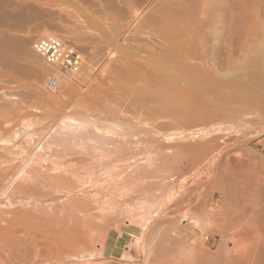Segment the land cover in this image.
I'll return each mask as SVG.
<instances>
[{"label": "rangeland", "instance_id": "374dc122", "mask_svg": "<svg viewBox=\"0 0 264 264\" xmlns=\"http://www.w3.org/2000/svg\"><path fill=\"white\" fill-rule=\"evenodd\" d=\"M105 1L106 3H104ZM110 1L94 0L93 3V0H74V1L73 0H2V1L0 0V3L3 2V4L0 5L1 6L0 15L2 14L3 11L8 12V13L3 12V14L10 15L8 19L12 18V20H14L16 17L15 14L17 12L19 13V14L17 13L19 17L20 15L23 14L22 19L21 17L19 18L17 16L19 19H21L20 21H22V22L17 21V23L15 21L10 22L11 19L10 21L6 19L7 18L6 15L5 18L3 15H1L3 19L0 17L1 22L2 21L5 22V20H7L5 25L3 23L4 27H2L3 25H0L1 26L0 42L3 41L6 36H10L9 37L10 42L6 44L9 45L10 48H8V46L7 48L10 50H7L6 47L4 50V48L2 47L3 43H0L2 45V46L0 45L1 48L0 49V63H1L0 64V103L1 104L3 103L2 104L3 106L0 105V114L2 115V117H0L1 118L0 119V171H3L0 172V177H1L0 179V215L1 216L0 217L8 218V216H4V215H10L11 213L7 214L5 211L12 212L14 209L15 212L17 211L18 213L20 212L26 213L28 211L27 212L28 215L30 216L32 215L33 217L39 219L41 218L40 219L41 221L39 220L40 224L48 220L45 227H47L46 228L47 230L48 228L51 227L53 230V235L51 239L48 240L47 243L42 247L41 254H43L44 256H48L49 249H51V252L54 253L56 250L58 251V249L65 250L64 245L68 243L71 244V245L69 244L70 247L68 248V250L70 251L69 253L70 255L65 254L64 255L66 258L64 259L65 261L59 264H151V263L152 264L154 263L155 264H176V263L177 264H184V263L210 264V262H212L211 259H213L212 257L213 253L218 249V246L220 244L219 238L221 233L218 232L217 230L215 231L214 228L212 229V227L209 226L210 224L204 220H207L206 219L207 214H213V213H216L218 214V217L220 216L221 218H223L227 212L226 210L231 209L230 207L231 200L229 199L228 203L227 201L224 203L220 195H218L217 189L220 187L226 188V190H228L231 194L232 192H235V189L241 190L246 186L251 185L252 183H256L260 187L261 184L262 186L264 185V117H262L263 119H260V117L253 116L255 118H252L250 116L251 123H250V117H247L249 121L246 120V118L244 119L246 120V122L244 120L240 122L239 120H236L237 122L225 120L223 123H221V125L217 124L213 126L214 129L212 128V126H206L202 131L201 128L202 131L201 135H203L201 137L204 138V140L207 138L210 139V137L213 136L212 131L216 130L217 128L218 129L221 128L222 133L225 134L222 135L221 132H219L220 135L225 138V141L223 140L224 142L221 141L217 142L216 151L211 153L209 157L207 156L209 159L207 157H204L206 161L203 160L204 158H201L200 161L202 163L198 161V159H196L198 162L196 160H195L196 162L193 161L194 158L192 156L197 155L194 153L193 149H190L192 150L191 152L190 150L188 152V149H184L187 151L184 152L182 150L183 152L181 153L183 154L179 152L181 151L178 150L180 148L179 146L183 147V145L186 144H183L182 143L183 141L181 142L179 137L177 138L178 135L174 134V136H172L173 135L172 133H175L174 131H176V129L169 127L170 130L172 129L173 131H168L169 130L168 128L166 129L164 128L166 126L168 127V125L166 126L163 125V127L162 126H161L162 128L159 127L160 129L158 128V130H162L165 133L161 131L158 133V135L155 136V134H152L151 132L153 131L158 132L156 131L157 130L156 128H153L152 130V127L156 126L155 125L156 123H154L152 127L150 125L146 126L148 124H144L145 122L141 123L145 127H142L141 124L139 125V120L140 121H142L143 119L146 120V116L145 115L143 116V111L142 109H140L141 107L138 108L139 105L137 104V102H140L138 100L141 98H142L141 100L144 99L147 100L149 92L151 94V92L153 91L141 90V91H145V93L141 94L142 93L141 91L138 93L136 90H134L135 93H133L134 91L132 89H129V91L131 90L130 92L128 90H124L125 88L121 89L120 86H122L123 83H125L126 81L129 82L128 79L124 78L127 77L129 71L123 72V74L125 75L122 74L123 77L121 78L123 80L125 79L124 80L125 82H123L122 80L119 83L116 80L113 81L112 78L109 80L111 74H109V72L107 73L108 71L107 68H106L107 70L104 69V67H107V65L104 64V61H102V59L103 57L105 59L106 51L108 53L110 51H111L110 53H115V52L120 53L117 54V56L121 55L123 52L124 53L127 52V54L132 59L133 56L132 48L135 47L134 45L135 42H133L132 40L136 41V43L139 42V40L141 39L140 34L142 33V30L146 31L145 27L149 28V22L146 12L149 13L148 10L150 8L151 11L158 8L159 5L156 4L160 3L161 0L160 1L151 0V2H153V6L155 7H153L152 5H147L146 4L147 2L146 3L144 2L145 0H139V1L110 0ZM141 1H143L144 3ZM4 3L6 4L5 6ZM102 3H104L105 5ZM112 3H113L112 5L113 8L115 9H113L111 5L108 6V4H112ZM142 3L145 5H143ZM14 4H18V5H14ZM94 4L96 7L98 5V7L100 8L98 9L95 6H92ZM103 5L106 7H104ZM9 6H10V10H9ZM12 6H14L15 8ZM148 6L150 8H148ZM23 7L25 9H23ZM109 7L112 9V11H110L111 9ZM104 8L105 9L107 8L108 10L110 9L109 12L108 11L106 12L107 9L105 10ZM116 9L119 11L122 10L123 11L118 12L116 11ZM133 9L138 10L137 16H140V18L138 17L136 19L134 17L132 20L130 19L131 10ZM34 10L36 12H34ZM93 10H96V12L94 11L95 15H92L91 13L93 12ZM104 12L109 15H112L113 18L116 19L114 21L115 24L113 23V26L115 25V27L113 28L115 29L111 27V29H113L111 31L114 32L116 30L117 32H114V34H112L113 32H111L109 29L108 30L109 32L107 31V33L111 34L113 37L116 36V38L119 39L120 44L124 43L122 45H125L126 48L128 46V48L130 47L131 49L130 48L128 50L125 49L123 52H120L119 48L114 46L118 52L116 50H113V47H110L108 50H105L104 48L105 51L104 50L100 51V53L98 51L101 48L97 47V49L98 48L99 49L98 51H96L97 49L94 47L95 44H93L92 41H94L93 39L98 36L97 29L101 25L100 23L103 22V21L101 22V20L98 18H101L104 15ZM32 13H35L36 15L34 16V14L32 15ZM12 14L15 15V17ZM96 14L99 15L97 16ZM116 14L119 15L116 16ZM85 16H87L88 19H91L92 21L93 26L91 29L87 28V24H86L87 17ZM17 17L15 20H17ZM26 20L28 22H26ZM7 24L9 26L11 24L13 25L12 26L13 29L11 31L9 29H6ZM143 24L147 26H144L143 28L142 27ZM137 25L142 29H140ZM121 26L122 27L125 26L126 30H124V32L121 31L122 28ZM132 29L138 30L139 32L137 31L136 33V31ZM81 31L85 34H83ZM132 31L135 32V34L133 32L134 35L132 34ZM28 33H31L33 35L34 40L40 37V34H47L49 36L57 37L64 43V45L67 47L68 50H71L73 53L78 55L81 58L82 64L83 63L84 64L83 65L81 64L76 71L66 72L68 73L66 74L60 71L59 69H57L56 67L50 66L46 61L41 59V57H39L38 55H29L30 54L29 53L28 55L33 57L31 58L28 56L27 58V56L22 51V49L27 50V48L28 49L30 48L29 52L35 54L34 51L31 50L33 43L32 41L34 40L31 41L30 44L31 46L29 45V47L27 48L26 46H22V44H20L22 36L23 37L27 36ZM117 33H119L121 36H119ZM127 33L131 35V38H135V39L132 40L130 38L127 39L126 36L130 37L128 36ZM5 34L6 36L2 38L3 39L2 40L1 36L3 37V35ZM7 38H5V41L3 42L7 43ZM11 38L12 39L15 38L14 41H12ZM18 39L20 40L19 43L17 44ZM136 39H138V42ZM121 40L123 41L125 40V41L122 42ZM126 42L127 43L130 42V43L127 45ZM11 43L16 44L17 47L20 48L21 52L24 53V55L21 52L19 53L20 50L17 49V47H14L16 45L13 46ZM130 45L133 47H131ZM129 51H131L130 54L128 53ZM9 53L11 55H8ZM95 53L98 54L96 55ZM7 55L10 58H5ZM113 55L117 57L116 54ZM20 57L21 59H19ZM1 58L2 59L4 58L3 59L4 61ZM14 58L16 59V62ZM22 58H24V60ZM25 58L27 59L25 60ZM87 58L89 61H87ZM29 59H31L32 61L34 60L33 62L34 64L31 62V60L29 61ZM132 60L135 61L136 58H133ZM12 61L14 62L13 64ZM2 62H4V64ZM7 62H9L11 65ZM146 62L147 61H145V63ZM43 64H45V66L48 68H46ZM19 65L22 68H20ZM15 66H18L19 68ZM41 66H44L42 68L43 69L45 68L44 69L45 71L52 70L51 71L52 74L50 73L49 75L48 71H46L47 73H45L44 70L41 68ZM30 68L36 70L33 71ZM257 71L262 76L264 74V66L259 67ZM28 73L31 76L28 75ZM76 73H79V75ZM101 73L103 76L101 75ZM17 74L19 75V77ZM28 76L32 78L29 79ZM23 78L26 80H24ZM34 78L38 80H40L39 78H41V80L38 83V80H35ZM261 79H264V77H261ZM34 80L37 82L35 83ZM109 81H111L112 84H109L110 83ZM116 82L119 83L120 86L118 84H115ZM137 82L135 85H141V83L139 82L137 83ZM113 84L118 86H111ZM110 88L114 89V91ZM115 91H117L118 93ZM125 91L128 92L126 93ZM30 93L32 94L30 95ZM100 93L102 94V97ZM129 93H131V96L133 95L132 98ZM170 93L171 92L167 93V90H164V92L160 94L161 96L170 98L171 95H168ZM94 94L96 97L94 96ZM127 94L129 96H127ZM138 94L139 97L138 96H137L138 98L135 97V95ZM53 95L55 96V98ZM89 96L90 98H87ZM107 96H109L108 98L110 99H108ZM143 96L146 97L144 98ZM124 97L126 99H124ZM63 99L64 100L67 99L68 101L67 100L63 101ZM85 100H87V102ZM129 100L133 102V105L132 103H130ZM80 101L81 103L79 104ZM115 101L116 102L118 101V103H115ZM112 104H114V108L117 109V111L114 108H112L113 107ZM40 105L42 108L39 107ZM127 105H129V107L132 106V108H134V111L132 108H129ZM134 105L138 107H134ZM4 107L7 108L8 110H6ZM99 107L101 108V110ZM84 108H86L85 109L86 111L84 110ZM74 109H76L77 111ZM109 109H111L110 111L112 112L114 109L115 114L107 111ZM137 109L141 111V112L139 111L141 113V116H139L140 113L137 112ZM9 110H11V112ZM81 110H84L85 112ZM122 110L124 113L122 112ZM99 112L101 115L99 114ZM133 113L134 115H132ZM79 114L80 115L82 114L81 116L83 117H80ZM105 114L108 115L106 116ZM124 114L125 116L127 115L128 117L123 116ZM3 116H5L6 119ZM9 116L10 117L13 116V117L9 118ZM120 118H122V120ZM133 118L138 119L137 120L138 122L136 123V119ZM99 119L100 121H98ZM111 119L115 121L111 122L110 121ZM6 120H8L7 123ZM127 120L129 123L127 122ZM94 121L96 123H94ZM133 122L135 123L134 125ZM30 123L32 125H30ZM105 124L107 125L106 127ZM145 128L148 130H146ZM177 131L178 133L180 132V130ZM204 131L206 132L205 134L206 138L204 137L203 134L205 133ZM149 132L153 136L152 135L150 136ZM161 133L166 136L163 137ZM227 133H229V135ZM168 134H170L172 137H169L170 135ZM110 135L112 136L110 137ZM80 136H82V138ZM201 137L198 138L201 139L200 141L202 142L203 140ZM101 138H103V140ZM200 141L198 140V142ZM190 142L194 143L195 140L194 141L190 140ZM54 143L59 147H56ZM67 143L68 145H66ZM172 145H175V147H172ZM161 146L162 148H164V146L165 147L167 146L166 147L167 149L166 148L161 149L160 148ZM4 147L7 149L6 151H4L5 150ZM71 147L73 149H71ZM81 148L83 149V151ZM91 148L95 150L93 151ZM127 148H129V150ZM135 149L138 151L135 152ZM85 154L88 156H85ZM95 154L96 155L98 154L99 156L98 155L96 156ZM102 154L104 155L102 156ZM190 157L192 158V160L190 159L191 161L189 160ZM238 161L241 162V164H239L240 166L242 164L248 165V166L246 165L247 167L243 165L241 166L242 168L245 167L244 168L245 170L244 169L242 170L241 167L237 166V163H239ZM78 162L81 163L78 164ZM213 164L216 166H214ZM28 165L30 169L26 170V168H28ZM217 165L219 168L217 167ZM203 167L205 170L203 169ZM248 167H249L248 170H250V168H253V170H256L258 172L256 171L254 172L253 170H251L253 171V173H249V171L246 170V168ZM213 168L216 170L218 174H215L216 172H214ZM230 171L233 172V173L231 172L232 175L229 174ZM250 174H253L252 177L250 176ZM248 177L251 179L249 180ZM257 177L258 179H256ZM252 178L255 180H253ZM217 181H219L218 184ZM50 182L56 187L51 185ZM255 185H253V187ZM19 186L21 189L19 188ZM58 186L62 188H59ZM68 186H72V187H68ZM228 186L229 187L231 186L230 187L231 190ZM22 188L23 189L27 188V189L25 191ZM17 190L20 191L18 192ZM27 190L29 191L31 190L35 192L34 195L40 192L39 194L41 195V198L37 194V196H35L37 198L36 199L32 194L33 193L32 192L31 194L33 196L31 197L34 198V200L31 199V197L29 198L35 201V203L33 201H30L29 198L28 199L30 202L28 201V199L27 200L21 199L23 196L21 195L22 191L28 192ZM41 190L42 191L45 190V191L41 192ZM189 190L192 191L190 192ZM48 191L51 193H48ZM44 192H46L45 196L43 195ZM17 193H19L20 195L19 194L17 195ZM38 199H40V201ZM182 199H184L183 200L184 202L180 201ZM189 200H191L190 203ZM25 201L28 202L26 203ZM85 203L90 205H86ZM77 205L80 206L79 209L77 208L78 207ZM192 205L194 208L192 207ZM195 205H197L198 208ZM184 206L185 208H183ZM186 209L187 210L191 209V210L186 211ZM14 211L12 213H14ZM168 211H170L169 212L170 214L175 213L174 215H172V219H171L172 223H174L171 224L172 225L171 228L175 230V233L174 232L173 233L171 232L170 234L168 233L167 236V234H163L160 231L163 230L165 227L164 220L166 221L167 219ZM217 211H219V213ZM2 212L4 214H2ZM189 213H191V215L192 214L198 215V216L195 215V218L198 217L196 219H199L200 222V223L198 222V226L195 223L196 220H194V218L191 215H189ZM204 213L206 215H204ZM87 215L91 217L89 218V216L87 217ZM185 215L187 219H185L186 218ZM200 220L204 222L201 223ZM161 221H163L164 223ZM173 221H175L176 223ZM162 224L164 226L163 229H161ZM156 225H160L159 226L160 231L155 233L154 226ZM215 233L216 234L218 233L217 234L218 236H216ZM229 233L230 232L226 233L227 236L230 235ZM154 234H156L155 238L152 237L154 236ZM165 235L168 240L171 238L170 236H173V238L174 237L175 238L174 239L172 238L171 239L172 241L170 240V242H168V240H166ZM146 243L148 246L146 245ZM160 244H162L163 246ZM54 246H57L56 249L53 248ZM149 248L151 249L149 250ZM68 250L66 247V251ZM205 253L206 255L209 254V256L212 254L210 260L209 259L206 260L207 258L210 257H205L204 255ZM12 260H14L13 263L15 262L16 264H21L19 260L17 259L15 260L14 258L10 259L9 261L0 258V264H13ZM205 261L207 262L205 263Z\"/></svg>", "mask_w": 264, "mask_h": 264}, {"label": "bare ground", "instance_id": "6f19581e", "mask_svg": "<svg viewBox=\"0 0 264 264\" xmlns=\"http://www.w3.org/2000/svg\"><path fill=\"white\" fill-rule=\"evenodd\" d=\"M2 1V0H1ZM74 1V0H73ZM97 1V0H96ZM104 1V0H102ZM110 1V0H109ZM114 1V0H113ZM117 1V0H115ZM139 1V0H137ZM160 1V0H159ZM8 2V1H7ZM86 2V1H85ZM91 2V1H90ZM111 2V1H110ZM109 2V3H110ZM143 2V1H141ZM140 2V3H141ZM147 5H152L153 6V2H151V0L148 1H144ZM143 2V3H144ZM11 3V2H10ZM15 3V2H12ZM31 3V2H30ZM94 3V0H93ZM92 3V4H93ZM106 3V1L104 2ZM102 3V4H104ZM142 3V4H143ZM152 3V4H151ZM3 4V2L0 3V5ZM32 4V3H31ZM79 4V3H78ZM85 4V3H83ZM87 4V3H86ZM97 4V3H96ZM100 4V3H98ZM6 4L4 3V6ZM14 5H18V4H14ZM105 5V4H104ZM103 5V6H104ZM107 5V4H106ZM111 5V7L113 8V3L112 4H108V6ZM117 5V4H115ZM138 5V4H137ZM141 5V4H140ZM145 5V4H143ZM156 5H159L158 8H156L155 10L151 11L150 7L148 6V8H150L148 12H146L147 14V18H148V22H149V28L145 27L146 31L142 30V33L140 34L141 39L138 42V39L136 43V41L132 40L135 38H131L130 32L128 34V36L126 38H130L134 43L135 47L132 48L133 50V58H136L135 61H133L131 59V57L126 53H124L123 51L125 49H129L128 46L127 48L125 47V45L120 44L119 39L115 37H113L111 34H108L107 31L110 29L113 30L115 28V25L113 26L114 21L116 20L115 18H113L112 15H109L107 13L104 12V15L101 18H98L101 20L102 23H100L99 28L97 29L98 31V36L97 37H93L94 41H92L94 45V47L97 49V47H100L101 49L98 51V49L96 51H98L100 53V51H103L104 48L105 50H108L110 47H113V50H116V47L119 48L120 52H123L121 55L117 56V54L120 53H108L107 51L105 52V59L103 57L102 61H104V64L107 65V67H104L105 70L108 69L107 73L109 72V74H111L109 80L112 78L113 81H117V82H121L123 79L121 77H123V72L125 71H129V74H127V77H124L125 79H128L127 84L126 82L123 80L122 86L119 85V83H115L118 84L121 89L125 88L124 90H128L132 89L133 91L136 90L138 93L141 90H152L153 92H149L148 98L147 100H141L139 99L137 102L138 106L134 107H138L140 109H142L143 111V116H146V120L141 118L142 121L139 120V125L142 122H145L144 124H148L146 126H151L156 123L153 128H156L158 132H150L152 134L158 135L159 132H161L162 130H158V128H162L163 125L166 126L168 125V127H164L165 129L168 128V131H173L172 129L170 130V128L176 129V131H174L175 133H172L174 136V134L178 135L177 138L179 137V139L181 140V142L183 144L182 146H179L178 150L180 153L181 152H185L187 150L184 149H188V152L190 149H193L194 153L197 154L196 156H192L194 158V162H196L198 159V161L201 160V158L204 157H209L211 155V153H213L214 151H216L217 149V142L221 141L224 142L225 138L223 136L220 135L219 132H221V134L223 135L224 133H222L221 128L220 129H216L214 131H212V135L213 136H208L210 137V139H205L202 138L201 135L202 131L204 129V127L206 126H215L217 124L223 123L225 120L227 121H236L239 120L243 121L245 118L246 120H248L247 117H260V119H263L262 117H264V79H261V77H264V74L261 76L260 73H258L257 69H259V67H263L264 66V0H161L160 3H157ZM27 6V5H26ZM92 6H95L92 5ZM1 7V6H0ZM14 7V6H12ZM17 7V6H16ZM42 7V6H41ZM84 7V6H83ZM87 7V6H86ZM96 7V6H95ZM106 7V6H104ZM116 7V6H114ZM155 7V6H153ZM152 7V8H153ZM3 8V7H2ZM1 8V9H2ZM7 8V7H6ZM15 8V7H14ZM33 8V7H32ZM92 8V7H91ZM96 8H100L97 7ZM110 8V7H109ZM8 9V8H7ZM23 9H25L23 7ZM97 9V10H98ZM105 9V8H104ZM107 9V8H106ZM105 9V10H106ZM111 9V8H110ZM109 9V10H110ZM115 9V8H113ZM9 10H10V6H9ZM14 10V9H13ZM27 10V9H26ZM109 10L107 9L106 12ZM147 10V7H146ZM38 11V10H37ZM94 11L96 12V10H93L92 15H95ZM112 11V9L110 10ZM114 11V10H113ZM116 11L118 12H122L116 9ZM4 12V11H3ZM2 14L5 18L6 14ZM33 12V11H32ZM34 12H36L34 10ZM101 12V11H99ZM125 12V11H124ZM4 13H8V12H4ZM18 13V12H17ZM15 14L16 17L18 16V14ZM80 13V12H79ZM138 10H131V14H130V19L132 20L134 17L137 19L138 17L140 18V16H137ZM142 13V12H140ZM34 14V16L36 15L35 13H32V15ZM101 14V13H100ZM125 14V13H122ZM0 15V17H1ZM13 15V14H12ZM15 15H13L15 17ZM23 15V14H22ZM22 15H20L21 19L23 18ZM91 15V14H90ZM97 15V14H96ZM99 15V14H98ZM97 15V16H98ZM102 15V14H101ZM114 15V14H113ZM119 15V14H118ZM116 14V16H118ZM139 15V14H138ZM28 16V15H27ZM6 19H8V17H10V15H6ZM15 17V19H16ZM19 17V16H18ZM17 17V20H12V18H9L8 20L11 21H15L17 23V21H20L21 19H19ZM31 17V16H30ZM84 17V16H83ZM87 17V16H85ZM96 17V16H95ZM126 17V16H125ZM2 18V17H1ZM3 19V18H2ZM88 19V17H87ZM86 19V24H87V28L91 29L92 28V21L91 19ZM128 19V18H127ZM24 20V19H23ZM123 20V19H121ZM8 21V22H9ZM94 21V20H93ZM98 21V20H97ZM125 21V20H124ZM136 21V20H135ZM145 21V20H144ZM147 21V20H146ZM7 22V20L2 21L0 20V25H5V23ZM22 22V21H20ZM26 22H28L26 20ZM100 22V21H99ZM138 22V21H137ZM136 22V24H137ZM147 22V23H148ZM132 23V22H131ZM130 23V24H131ZM146 23V22H145ZM14 24V23H12ZM6 25V29H9L10 31L13 29L12 26L13 25ZM24 24V23H22ZM115 24V23H114ZM4 25L2 27H4ZM97 25V24H95ZM10 28H9V27ZM22 26V25H20ZM19 26V27H20ZM105 26V27H104ZM138 26V25H137ZM144 26H147L145 24L142 25V27L144 28ZM1 27V26H0ZM111 27L113 29H111ZM122 27V26H121ZM136 27V26H135ZM139 27V26H138ZM95 28V27H93ZM129 28V27H128ZM133 28V26H132ZM140 28V27H139ZM138 28V30H139ZM35 29V28H34ZM118 29V28H117ZM142 29V28H140ZM33 30V29H32ZM37 30V28H36ZM95 30V29H94ZM119 30V29H118ZM125 26H123L121 28V31L124 32ZM128 30V29H127ZM131 30V29H130ZM135 30V29H132ZM138 30H135L136 33ZM15 31V29H14ZM96 31V30H95ZM82 32V31H81ZM80 32V33H81ZM85 32V31H84ZM93 32V31H92ZM109 32V31H108ZM113 32V31H111ZM114 32H117L116 30ZM114 32L112 34H114ZM119 32V31H118ZM122 32V33H123ZM134 31H132L133 34ZM139 32V31H138ZM83 33V32H82ZM3 34V33H2ZM85 34V33H83ZM91 34V33H90ZM119 36H121L119 33H117ZM135 34V32H134ZM133 34V35H134ZM8 35V34H7ZM80 35V34H79ZM78 35V36H79ZM96 35V33H95ZM126 35V32H125ZM124 35V37H125ZM132 35V37H133ZM6 36L3 35V37L1 36V39L4 38ZM77 36V35H76ZM84 36V35H83ZM90 36V35H89ZM8 37V38H7ZM10 36H6L5 38H7V43L3 42L5 41V38L3 41H1L0 43H3V48L5 50V47L7 50H10L8 48L9 45L8 42H10L9 39ZM12 37V36H11ZM48 37H54V36H49L47 34H40V37L36 38L34 40L33 35L31 33H28L27 36H22L21 39V43L22 46H26L29 47V45L32 43V49H33V44L37 39L40 38H48ZM86 37V36H85ZM84 37V38H85ZM123 37V34H122ZM135 37V36H134ZM12 39V38H11ZM15 38L12 39V41H14ZM17 41V44L19 43V40ZM121 39V38H120ZM123 39V38H122ZM129 39V40H130ZM90 40V39H89ZM126 40V39H125ZM124 40V41H125ZM122 42H124L123 40H121ZM131 41V43H132ZM14 43V42H13ZM16 43V42H15ZM127 43V42H126ZM130 42L127 43V45ZM6 46H5V45ZM12 44V43H11ZM19 44V45H20ZM64 44V43H63ZM92 44V46H93ZM13 46L16 44H12ZM10 45V46H12ZM8 46V48H7ZM31 46V45H30ZM131 46V45H130ZM14 47H17L14 46ZM21 47V46H20ZM84 47V46H83ZM87 47V46H86ZM133 47V46H131ZM65 48L67 49V47L65 46ZM1 49V48H0ZM17 49L20 50V48L17 47ZM81 49V48H79ZM78 49V50H79ZM131 49V48H130ZM26 50V49H25ZM24 49H22V51L25 53V55L28 56L29 55H38L35 51L33 54L32 52H29L30 48L25 51ZM68 50V49H67ZM91 50V49H90ZM95 50V49H94ZM104 50V51H105ZM13 51V50H11ZM15 51V50H14ZM95 51V52H96ZM117 51V50H116ZM3 52V51H2ZM5 52V51H4ZM10 52V51H9ZM16 52V51H15ZM18 52V51H17ZM21 52V50L19 51V53ZM21 52L23 55L24 53ZM118 52V51H117ZM131 51H129L128 53L130 54ZM6 53V52H5ZM18 53V54H19ZM30 53V54H29ZM7 54V53H6ZM13 54V53H12ZM17 54V55H18ZM29 54V55H28ZM87 54V53H86ZM96 54V53H95ZM98 54V53H97ZM96 54V55H97ZM113 54H116L117 57H115ZM8 55H11L10 53ZM8 55L5 58H10L8 57ZM91 55V54H90ZM16 56V55H15ZM14 56V57H15ZM39 56V55H38ZM87 56V55H86ZM3 57V55H2ZM17 57V56H16ZM31 57V56H29ZM33 57V56H32ZM31 57V58H32ZM40 57V56H39ZM25 58V60L27 59ZM35 58V57H34ZM86 58V57H85ZM2 59V58H1ZM4 59V58H3ZM2 59V60H3ZM15 59V58H14ZM21 59V57L19 58ZM24 60V58H22ZM43 59V58H41ZM81 59V58H80ZM31 59H29L30 61ZM44 60V59H43ZM86 60V59H85ZM91 60V59H90ZM4 61V60H3ZM28 61V62H29ZM45 61V60H44ZM87 61L88 58H87ZM92 61V60H91ZM142 61V62H141ZM145 61H147L145 63ZM6 62V60H5ZM10 62V61H9ZM7 62V63H9ZM16 62V59H15ZM25 62V61H24ZM31 62L33 63L34 60ZM4 64V62H2ZM14 62L12 61V64ZM37 63V62H36ZM35 63V64H36ZM45 63V62H44ZM48 63V62H47ZM93 63V62H92ZM1 64V63H0ZM10 64V63H9ZM34 64V63H33ZM46 64V63H45ZM45 64H43L45 66ZM49 64V63H48ZM82 64V62L80 63V65ZM84 64V63H83ZM82 64V65H83ZM11 65V64H10ZM9 65V66H10ZM52 67H56L57 69H59L57 66L55 65H51ZM80 65L77 67V69L80 67ZM5 66V65H4ZM22 66V65H21ZM24 66V65H23ZM44 66H41L44 67ZM88 66V64H87ZM6 67V66H5ZM18 67V66H15ZM20 67V65H19ZM18 67V68H19ZM46 67V66H45ZM84 67V66H83ZM3 68V67H2ZM22 68V67H20ZM29 68V67H27ZM48 68V67H46ZM50 68V67H49ZM107 68V69H106ZM4 69V68H3ZM31 69V68H30ZM43 69V68H42ZM45 69V68H44ZM43 69V70H44ZM54 69V68H53ZM76 69V70H77ZM262 69V68H261ZM8 70V68H7ZM6 70V71H7ZM20 70V69H19ZM18 70V71H19ZM33 70V69H31ZM36 70V69H34ZM33 70V71H34ZM60 70V69H59ZM75 70V71H76ZM104 70V72H105ZM17 71V70H16ZM15 71V72H16ZM48 71V70H46ZM45 70L44 72L47 73ZM52 71V70H51ZM51 71L49 70V75L51 73ZM54 71V70H53ZM62 71V70H60ZM29 72V71H27ZM56 72V71H55ZM63 72V71H62ZM66 73V72H64ZM81 73V71H80ZM33 74V73H32ZM52 74V73H51ZM55 74V73H53ZM68 74V73H66ZM79 75V73H76ZM106 74V73H105ZM123 74V75H122ZM18 75V74H17ZM28 75H30L28 73ZM35 75V74H34ZM41 75V74H40ZM46 75V74H45ZM72 75V74H71ZM81 75V74H80ZM102 75V73H101ZM129 75V76H128ZM31 76V75H30ZM48 76V75H47ZM103 76V75H102ZM108 76V74H107ZM19 77V75H18ZM17 77V78H18ZM29 77V76H28ZM26 77V78H28ZM49 77V76H48ZM57 77V76H56ZM61 77V75H60ZM74 77V76H73ZM72 77V78H73ZM32 78V77H31ZM29 77V79H31ZM38 78V77H35ZM34 78V79H35ZM75 78V77H74ZM73 78V79H74ZM104 78V77H103ZM22 79V78H21ZM24 79V78H23ZM41 80V78H39ZM48 79V78H47ZM60 79V78H59ZM101 79V78H100ZM121 79V80H119ZM26 80V79H24ZM23 80V81H24ZM38 80V79H35ZM34 80V81H35ZM40 80H38V83L40 82ZM108 80V79H107ZM119 80V81H118ZM3 81V80H2ZM33 81V80H32ZM63 81V80H62ZM141 83V85H135L136 82ZM14 82V81H13ZM28 82V80H27ZM37 81H35L36 83ZM60 82V81H59ZM108 82V81H107ZM106 82V83H107ZM109 84H112L111 81H109ZM137 82V83H138ZM34 83V84H35ZM81 83V82H80ZM101 83V82H100ZM11 84V83H10ZM90 84V83H89ZM108 84V83H107ZM36 85V84H35ZM47 85V84H46ZM53 85V84H52ZM118 85H111V86H118ZM31 86V85H30ZM74 86V85H73ZM89 86V85H88ZM137 86V87H136ZM95 87V86H94ZM45 88V87H44ZM114 88V87H113ZM117 88V87H116ZM46 89V88H45ZM55 89V88H54ZM93 89V88H92ZM112 89V88H110ZM44 90V89H43ZM63 90V89H62ZM86 90V89H85ZM114 91V89H112ZM116 90V89H115ZM164 90H167V93L171 92L168 95H171L170 98H166L164 96H161L160 93L164 92ZM169 90V91H168ZM34 91V90H33ZM68 91V90H67ZM95 91V90H94ZM105 91V90H104ZM111 91V90H110ZM127 91V92H128ZM131 91V90H130ZM129 91V92H130ZM145 91H141L143 93H145ZM86 92V91H85ZM100 92V91H99ZM117 92V91H115ZM114 92V93H115ZM126 92V91H125ZM126 92V93H127ZM157 92V93H155ZM23 93V92H21ZM26 93V92H25ZM49 93V92H48ZM103 93V92H101ZM100 93V94H101ZM118 93V92H117ZM124 93V92H123ZM135 93V91L133 92ZM147 93V92H146ZM153 93V94H152ZM16 94V93H15ZM29 94V93H28ZM32 93H30L31 95ZM65 94V93H64ZM97 94V93H95ZM94 94V96H95ZM105 94V93H104ZM131 96V93H129ZM137 94V93H136ZM173 94V95H172ZM9 95V94H8ZM13 95V94H12ZM22 95V94H20ZM26 95V94H25ZM48 95V94H47ZM117 95V94H116ZM123 95V94H121ZM164 95V94H163ZM167 95V97H168ZM27 96V95H26ZM54 96V95H53ZM84 96V95H82ZM111 96V95H109ZM107 96V98L109 97ZM127 96H129L127 94ZM133 96V95H132ZM131 96V98H132ZM139 97L138 95H135V97ZM141 96V95H140ZM29 97V96H28ZM86 97V95H85ZM84 97V98H85ZM92 97V96H91ZM96 97V96H95ZM100 97V96H98ZM102 97V94H101ZM117 97V96H116ZM120 97V96H119ZM118 97V98H119ZM122 97V96H121ZM126 97V96H125ZM124 97V99H126ZM137 97V98H138ZM144 97V96H143ZM146 97V96H145ZM144 97V98H145ZM33 98V97H32ZM55 98V96H54ZM63 98V97H62ZM87 98H90L87 97ZM93 98V97H92ZM112 98V97H111ZM114 98V97H113ZM130 98V99H131ZM134 98V97H133ZM20 99V98H19ZM38 99V98H37ZM86 99V98H85ZM110 99V98H108ZM120 99V98H119ZM122 99V100H124ZM27 100V99H26ZM32 100V99H30ZM35 100V99H33ZM67 100V99H66ZM63 99V101H66ZM80 100V99H79ZM83 100V99H82ZM105 100V99H104ZM115 100V99H114ZM117 100V99H116ZM133 100V99H132ZM137 100V99H136ZM9 101V100H8ZM16 101V100H15ZM68 101V100H67ZM78 101V100H77ZM87 102V100H85ZM120 101V100H119ZM130 103L133 102L131 100H129ZM135 101V99H134ZM28 102V101H25ZM70 102V101H69ZM101 102V101H100ZM110 102V100H109ZM112 102V101H111ZM34 103V102H33ZM76 103V101H75ZM81 103V101L79 102V104ZM89 103V101H88ZM115 103H118V101ZM121 103V102H120ZM3 104V103H2ZM0 103V105H2ZM15 104V103H14ZM19 104V103H18ZM29 104V103H28ZM109 104V103H108ZM123 104V102H122ZM127 104V103H126ZM136 104V105H137ZM9 105V104H8ZM87 105V104H86ZM89 105V104H88ZM97 105V104H96ZM106 105V104H105ZM111 105V104H110ZM114 108V104H112ZM119 105V104H118ZM130 105V104H129ZM129 105H127L129 107ZM3 106V105H2ZM5 106V103H4ZM17 106V105H16ZM21 106V105H20ZM33 106V105H31ZM75 106V105H73ZM95 106V104H94ZM93 106V107H94ZM100 106V104H99ZM107 106V105H106ZM40 108L41 105L39 106ZM58 107V106H57ZM78 107V106H77ZM76 107V108H77ZM84 107V106H83ZM2 108V107H1ZM5 108V107H4ZM3 108V109H4ZM35 108V107H34ZM56 108V107H55ZM79 108V107H78ZM97 108V107H96ZM100 108V107H99ZM108 108V107H107ZM106 108V109H107ZM110 108V107H109ZM111 108V109H112ZM129 108H132L129 107ZM6 110H8L7 108H5ZM4 109V110H5ZM11 109V108H10ZM86 108H84L85 110ZM98 109V108H97ZM105 109V110H106ZM111 109L107 110L111 113H114V109L113 112L110 111ZM119 109V108H118ZM134 111V108H132ZM2 110V109H1ZM40 110V109H39ZM76 110V109H74ZM81 110V111H84ZM91 110V109H90ZM101 110V108H100ZM117 111V109H115ZM11 112V110H9ZM28 111V110H27ZM73 111V109H72ZM77 111V110H76ZM80 111V112H81ZM86 111V110H85ZM84 111V112H85ZM94 111V110H93ZM129 111V110H128ZM140 110L137 109V112H139ZM40 112V111H39ZM75 112V111H74ZM79 112V113H80ZM104 112V111H103ZM119 112V111H118ZM123 112V110H122ZM141 112V111H140ZM139 112V113H140ZM13 113V112H12ZM78 113V112H77ZM98 113V112H97ZM102 113V112H101ZM121 113V112H120ZM124 113V112H123ZM19 114V113H17ZM83 114V113H82ZM81 114V115H82ZM88 114V113H87ZM86 114V115H87ZM100 114V112H99ZM115 114V113H114ZM54 115V114H53ZM80 115V114H79ZM80 117H83L81 116ZM84 115V114H83ZM85 115V116H86ZM94 115V114H92ZM101 115V114H100ZM99 115V116H100ZM106 116L108 114H105ZM112 115V114H111ZM134 115V113L132 114ZM139 115V114H138ZM7 116V115H6ZM84 116V119H85ZM88 116V115H87ZM113 116V115H112ZM125 116V114L123 115ZM127 116V115H126ZM125 116V117H126ZM131 116V114H130ZM141 116V113L140 115ZM255 116V117H253ZM0 117H2V115L0 114ZM5 118V116H3ZM13 117V116H11ZM9 116V118H11ZM90 117V116H89ZM93 117V116H92ZM122 117V116H121ZM128 117V116H127ZM251 117H250V123H251ZM94 118V117H93ZM110 118V117H109ZM115 118V117H114ZM130 118V117H129ZM132 118V117H131ZM144 118V117H143ZM1 119V118H0ZM6 119V118H5ZM65 119V118H64ZM70 119V118H69ZM78 119V118H77ZM105 119V118H104ZM103 119V120H104ZM108 119V117H107ZM122 120V118H120ZM126 119V118H125ZM136 119V118H133ZM30 120V119H29ZM44 120V119H43ZM93 120V119H92ZM102 120V119H101ZM119 120V119H117ZM120 120V121H121ZM138 119H136V123ZM246 120H244L246 122ZM257 120V119H256ZM5 121V120H4ZM8 120H6L7 123ZM100 121V119L98 120ZM111 122L115 121V120H110ZM126 121V120H125ZM249 121V120H248ZM247 121V124H248ZM11 122V121H10ZM14 122V121H13ZM23 122V121H22ZM93 122V121H92ZM128 122V120H127ZM237 122V121H236ZM25 123V122H24ZM32 123V122H31ZM30 123V125H32ZM94 123H96L94 121ZM102 123V122H101ZM104 123V122H103ZM124 123V122H123ZM126 123V122H125ZM129 123V122H128ZM244 123V122H243ZM77 124V123H76ZM84 124V123H83ZM113 124V123H112ZM132 124V123H131ZM135 123L133 122V125ZM241 124V123H240ZM9 125V124H8ZM7 125V126H8ZM22 125V124H21ZM20 125V126H21ZM70 125V124H69ZM110 125V124H108ZM138 125V126H139ZM142 125V124H141ZM231 125V124H230ZM243 125V124H242ZM23 126V125H22ZM28 126V125H27ZM76 126V125H74ZM80 126V125H79ZM107 125L105 124V127ZM136 126V125H135ZM162 126V127H161ZM227 126V125H226ZM236 126V125H235ZM140 127V126H139ZM142 127H145L142 125ZM170 127V128H169ZM219 127V126H218ZM231 127V126H230ZM229 127V128H230ZM238 127V126H237ZM29 128V127H28ZM88 128V127H87ZM110 128V127H109ZM114 128V127H113ZM111 128V129H113ZM141 128V127H140ZM159 128V129H160ZM163 128V129H164ZM202 128V131H201ZM246 128V127H245ZM30 129V128H29ZM34 129V128H33ZM73 129V128H72ZM146 129V128H145ZM164 129V130H165ZM214 129V128H213ZM86 130V128H85ZM115 130V129H114ZM125 130V129H124ZM130 130V129H128ZM148 130V129H146ZM177 130H180V132L178 133ZM212 130V129H211ZM60 131V130H59ZM90 131V130H89ZM102 131V130H101ZM134 131V130H133ZM228 131V130H227ZM225 131V132H227ZM88 132V130H87ZM100 132V131H99ZM103 132V131H102ZM149 132V133H150ZM163 132V131H162ZM205 132V131H204ZM230 132V131H229ZM57 133V132H56ZM78 133V132H77ZM84 133V132H83ZM150 133V136L152 135ZM165 133V132H163ZM168 133V132H167ZM233 133V132H232ZM162 134V133H161ZM204 137L206 138V132L203 133ZM209 134V133H208ZM207 134V135H208ZM229 135V133H227ZM256 134V133H255ZM90 135V134H87ZM163 135V134H162ZM170 135V134H168ZM218 135V136H217ZM220 135V136H219ZM225 135V134H224ZM73 136V135H72ZM112 135H110L111 137ZM116 136V135H115ZM153 136V135H152ZM166 135H163V137ZM171 135L169 137H172ZM63 137V136H62ZM82 138V136H80ZM87 137V136H86ZM83 137V138H86ZM97 137V135H96ZM102 137V135H101ZM105 137V136H104ZM103 137V138H104ZM109 137V138H110ZM147 137V136H146ZM149 137V134H148ZM168 137V138H169ZM198 137L202 138V142L200 141L201 139H199ZM226 137V136H225ZM255 137V136H254ZM258 137V136H257ZM53 138V137H52ZM73 138V137H72ZM90 138V137H89ZM103 138H101L103 140ZM108 138V139H109ZM113 138V137H112ZM121 138V137H119ZM151 138V137H150ZM160 138V137H159ZM167 138V139H168ZM197 138V140H196ZM88 139V138H87ZM111 139V138H110ZM118 139V138H117ZM127 139V138H126ZM129 139V138H128ZM60 140V139H59ZM76 140V139H75ZM100 140V139H99ZM130 140V139H129ZM133 140V139H132ZM150 140V139H149ZM148 140V141H149ZM172 140V139H171ZM175 140V139H174ZM178 140V139H177ZM190 140L194 141V143H191ZM198 140L200 142H198ZM224 140V141H223ZM53 142V141H52ZM71 142V141H70ZM85 142V141H84ZM92 142V141H91ZM101 142V141H100ZM130 142V141H129ZM133 142V141H132ZM186 142V143H185ZM228 142V141H227ZM60 143V142H58ZM81 143V141H80ZM102 143V142H101ZM55 144V143H54ZM71 144V143H70ZM106 144V143H105ZM179 144V143H178ZM220 144V143H219ZM56 145V144H55ZM68 145V143L66 144ZM81 145V144H80ZM101 145V144H100ZM148 145V144H147ZM223 145V144H222ZM102 146V145H101ZM138 146V145H137ZM51 147V146H50ZM56 147H59L56 145ZM85 147V146H84ZM83 147V149H84ZM147 147V146H145ZM167 147V146H166ZM164 146V148H162V146L160 147L161 149H165L166 148ZM169 147V146H168ZM172 147H175V145H172ZM182 147V148H181ZM8 148V147H7ZM87 148V147H86ZM4 151H6L7 149L4 147ZM57 149V148H56ZM71 149H73L71 147ZM82 149V148H81ZM82 149V151H83ZM88 149V148H87ZM93 150V148H91ZM90 149V150H91ZM129 150V148H127ZM133 149V147H132ZM143 149V147H142ZM147 149V148H146ZM167 149V148H166ZM54 150V149H53ZM95 150V149H94ZM93 150V151H94ZM183 150V151H182ZM65 151V150H64ZM92 151V152H93ZM132 151V150H131ZM138 151L135 149V152ZM145 151V150H143ZM192 150H190L191 152ZM57 152V151H55ZM80 152V151H79ZM85 152V151H84ZM91 152V151H90ZM97 152V151H96ZM147 152V151H146ZM6 153V152H5ZM59 153V152H58ZM67 153V152H66ZM132 153V152H131ZM144 153V152H143ZM84 154V153H83ZM87 154V153H86ZM85 156H88L86 155ZM92 154V153H91ZM94 154V153H93ZM134 154V153H133ZM183 154V153H181ZM190 154V153H188ZM194 154V155H195ZM73 155V153H72ZM96 155V154H95ZM98 155V154H97ZM96 155V156H97ZM104 154H102L103 156ZM57 156V153H56ZM64 156V155H63ZM83 156V155H82ZM99 156V155H98ZM141 156V154H140ZM139 156V157H140ZM154 156V155H153ZM65 157V156H64ZM71 157V156H70ZM73 157V156H72ZM147 157V156H146ZM186 157V156H185ZM207 157V158H208ZM101 158V157H100ZM127 158V157H126ZM135 158V156H134ZM145 158V157H144ZM188 158V157H187ZM211 158V157H210ZM92 159V158H91ZM173 159V158H172ZM185 159V158H183ZM192 160V158L190 157L189 160ZM209 159V158H208ZM228 159V158H227ZM31 160V159H30ZM108 160V159H107ZM190 160V161H191ZM196 160V161H195ZM205 160V158L203 159ZM234 160V159H233ZM35 161V160H34ZM33 161V162H34ZM40 161V160H39ZM63 161V160H62ZM92 161V160H91ZM127 161V160H126ZM188 161V160H187ZM186 161V162H187ZM192 161V163H193ZM197 161V162H198ZM206 161V160H205ZM212 161V160H211ZM210 161V162H211ZM217 161V160H216ZM230 161V159H229ZM128 162V161H127ZM176 162V160H175ZM174 162V163H175ZM201 162V161H200ZM239 163H237V166L241 167L239 164H241L240 161H238ZM81 162H78V164ZM120 163V162H119ZM191 163V162H190ZM202 163V162H201ZM204 163V162H203ZM247 163V162H246ZM245 163V164H246ZM33 164V163H32ZM118 164V163H117ZM125 164V163H124ZM127 164V163H126ZM195 164V163H194ZM210 164V163H209ZM212 164V163H211ZM229 164V163H227ZM57 165V163H56ZM206 165V164H204ZM214 165V164H213ZM247 165V164H246ZM243 165V166H246ZM254 165V164H253ZM72 166V165H71ZM134 166V165H133ZM175 166V165H173ZM203 166V164H202ZM208 166V165H207ZM216 166V165H214ZM248 166V165H247ZM246 166V167H247ZM26 167V166H25ZM39 167V166H38ZM103 167V166H102ZM129 167V166H128ZM137 167V166H136ZM205 167V166H204ZM203 167V169H204ZM209 167V166H208ZM218 167V165H217ZM215 167V168H217ZM73 168V167H72ZM79 168V167H78ZM89 168V167H88ZM87 168V169H88ZM91 168V167H90ZM207 168V167H206ZM219 168V167H218ZM230 168V167H229ZM238 168V167H237ZM242 168V167H241ZM245 167L242 168V170ZM29 165H28V168ZM214 169V168H213ZM248 168H246V170H248ZM74 170V169H73ZM78 170V169H77ZM81 170V169H80ZM205 170V169H204ZM218 170V169H217ZM230 170V169H229ZM241 170V171H242ZM245 170V169H244ZM253 168H250L249 173H253V171L255 172L256 170H253ZM259 170V169H258ZM7 171V170H6ZM24 171V170H23ZM35 171V170H34ZM213 171V170H212ZM228 171V170H227ZM251 171V172H250ZM3 172V171H0ZM28 172V171H26ZM30 172V170H29ZM36 172V171H35ZM79 172V171H78ZM83 172V171H82ZM201 172V170H200ZM214 172H216V170L214 169ZM232 171L229 172L230 175H232L231 173ZM258 172V171H256ZM25 173V172H24ZM33 173V171H32ZM209 173V172H208ZM206 173V174H208ZM247 173V172H245ZM5 174V171H4ZM91 174V172H90ZM211 174V173H210ZM215 174H218L217 172ZM255 174V173H254ZM86 175V174H85ZM249 175V174H248ZM253 174H250V176L252 177ZM56 176V175H55ZM94 176V175H93ZM219 176V175H218ZM238 176V175H237ZM247 176V174H246ZM257 176V175H256ZM53 177V176H52ZM57 177V176H56ZM213 177V176H212ZM220 177V176H219ZM232 177V176H231ZM55 178V177H54ZM58 178V177H57ZM61 178V177H60ZM59 178V179H60ZM210 178V177H209ZM222 178V177H221ZM244 178V177H243ZM246 178V177H245ZM249 178V177H248ZM1 179V177H0ZM223 179V178H222ZM221 179V180H222ZM233 179V178H232ZM251 178H249L250 180ZM253 179V178H252ZM258 179V177L256 178ZM51 180V179H50ZM64 180V179H63ZM217 180V179H216ZM220 180V179H219ZM255 180V179H253ZM34 181V180H33ZM47 182V181H46ZM56 182V181H55ZM219 181H217L218 184ZM234 182V181H233ZM58 183V182H57ZM67 183V182H66ZM70 183V182H69ZM72 183V182H71ZM229 183V182H228ZM235 183V182H234ZM26 184V183H25ZM51 185H53L50 182ZM73 184V183H72ZM76 184V183H75ZM240 184V183H239ZM242 184V183H241ZM251 184V183H248ZM256 183H252L251 185L246 186L245 188L241 189V190H236L235 192H232L230 194V192L228 190H226V188H218L217 189V193L218 195H220L222 201L225 203L230 199V207L231 209L226 210V214L223 218H221L220 216L218 217V214L213 213V214H205L207 216V221L209 224V226L212 227V229L214 228V230L220 232V244L218 246V249L213 253V259H211V255L209 256V254L206 255V253L204 254L205 257H210L207 258L206 260H210L213 262H210V264H264V185L261 187L258 186V184ZM36 185V184H34ZM42 185V184H41ZM40 185V186H41ZM61 185V184H60ZM233 185V184H232ZM247 185V184H245ZM253 185H255L253 187ZM24 186V185H23ZM28 186V185H26ZM39 186V187H40ZM47 186V184H46ZM54 186V185H53ZM234 186V185H233ZM240 186V185H239ZM22 187V186H21ZM25 187V186H24ZM30 187V186H29ZM36 187V186H35ZM42 187V186H41ZM56 187V186H54ZM59 188H62L60 186H58ZM68 187H72V186H68ZM229 187V186H228ZM231 187V186H230ZM229 187V188H230ZM20 188V186H19ZM44 188V187H43ZM49 188V187H48ZM21 189V188H20ZM23 189V188H22ZM27 189V188H26ZM26 189H23L26 191ZM31 189V188H30ZM50 189V188H49ZM64 189V188H63ZM40 190V189H39ZM53 190V189H52ZM56 190V189H55ZM58 190V188H57ZM69 190V189H66ZM193 190V189H192ZM192 190H189L190 192ZM231 190V188H230ZM18 191V190H17ZM20 191V190H19ZM18 191V192H19ZM23 192L22 194L20 192L22 196L21 199H28L29 197L33 196L35 192L33 191H29L28 192ZM45 191V190H43ZM41 190V192H43ZM51 191V190H50ZM33 192V193H32ZM37 192V191H36ZM39 192V191H38ZM53 192V191H52ZM57 192V191H56ZM68 192V191H67ZM33 195H32V194ZM40 193V192H39ZM37 193L39 195V197L41 198V195ZM48 193H51L48 191ZM54 193V192H53ZM59 193V191H58ZM19 193H17L18 195ZM19 194V195H20ZM34 195L35 196H37ZM46 192H44V196H45ZM55 194V193H54ZM68 194V193H67ZM15 195V194H14ZM189 195V194H188ZM15 197V196H14ZM19 197V196H16ZM43 197V196H42ZM52 197V196H51ZM190 197V196H189ZM214 197V196H213ZM36 198V197H35ZM46 198V197H45ZM183 198V197H182ZM210 198V197H209ZM30 199V198H29ZM28 199V201H29ZM31 199L34 200V198L31 197ZM30 201H33L31 200ZM37 199V198H36ZM87 199V198H86ZM181 199V198H180ZM211 199V198H210ZM40 201V199H38ZM42 200V199H41ZM184 199L180 200L181 202ZM193 200V199H191ZM189 200V203L190 201ZM28 201H25L26 203ZM29 201V202H30ZM37 201V200H36ZM84 201V200H82ZM159 201V200H158ZM162 201V200H161ZM178 201V200H177ZM176 201V202H177ZM35 203V201H33ZM87 202V201H86ZM186 202V201H185ZM211 202V201H210ZM83 203V202H82ZM90 203V202H89ZM160 203V202H159ZM175 203V201H174ZM187 203V202H186ZM37 204V203H36ZM35 204V205H36ZM81 204V203H80ZM86 204V203H85ZM91 204V203H90ZM90 204H86V205H90ZM210 204V203H209ZM159 205V204H158ZM177 205V203H176ZM187 205V204H186ZM25 206V204H24ZM30 206V205H29ZM78 206V205H77ZM84 206V205H83ZM183 206V205H182ZM191 206V205H190ZM189 206V207H190ZM197 207V205H195ZM80 206H78L77 208L79 209ZM169 207V206H168ZM193 207V205H192ZM207 207V205H206ZM185 208V206L183 207ZM187 208V207H186ZM194 208V207H193ZM191 208V209H193ZM198 208V207H197ZM209 208V207H208ZM229 208V206H228ZM17 209V208H16ZM21 209V208H20ZM70 209V208H69ZM75 209V208H74ZM73 209V210H74ZM167 209V208H166ZM169 209V208H168ZM189 209V210H191ZM223 209V208H222ZM18 210V209H17ZM77 210V209H76ZM87 210V209H86ZM186 209V211H189ZM198 210V209H197ZM196 210V211H197ZM206 210V209H205ZM225 210V209H224ZM223 210V211H224ZM14 211V209H13ZM12 211V212H13ZM22 211V210H21ZM24 211V210H23ZM156 211V210H155ZM154 211V212H155ZM167 211V210H166ZM173 211V210H172ZM180 211V209H179ZM193 211V210H192ZM7 214L11 213L10 215H4V216H8V218L4 217L1 218L0 217V258L6 259V260H10L12 258H14L15 260H19V262H21V264H59L63 261H65V254L70 255V251L68 250V248L70 247V243L64 245L65 250L64 249H58V251L56 250L54 253L51 252V249H49V254L48 256H44L43 254H41L42 251V247L47 243L48 240L51 239L52 235H53V230L52 228H48V230L46 229V223L48 222V220H46L44 223L40 224V219L39 218H35L32 215H28L27 212L23 213L20 212L18 213L17 211L14 213L12 212H7L5 211ZM161 212V211H160ZM170 211H168L167 213V219L165 222V227L163 226V224L161 225V229H164L160 231V225H156L155 227V233L160 231L163 234H170L171 232L175 233V230L171 228V224L172 223V215H174L173 213L170 214ZM212 212V211H210ZM219 213V211H217ZM5 213V214H6ZM22 213V214H21ZM30 213V212H29ZM35 213V211H34ZM69 213V212H68ZM84 213V212H83ZM86 213V212H85ZM162 213V212H161ZM178 213V212H176ZM187 213V212H186ZM2 214H4L2 212ZM32 214V213H31ZM88 214V211H87ZM184 214V213H183ZM91 215V214H89ZM87 215V217L89 216ZM154 215V214H153ZM188 215V214H187ZM189 215H191V213H189ZM197 215V214H195ZM195 215H191L196 223V225L198 226V222L199 219H196L198 217L195 218ZM1 216V215H0ZM190 216V217H191ZM198 216V215H197ZM3 217V216H2ZM91 216H89L90 218ZM186 217V215H185ZM191 217V218H192ZM180 219V218H179ZM187 219V217L185 218ZM40 220V221H39ZM202 220V219H201ZM200 220V221H201ZM159 221V220H158ZM183 221V220H182ZM203 221V222H204ZM163 222V221H161ZM163 222V223H164ZM175 222V221H173ZM201 221V223H203ZM158 223V222H157ZM156 223V224H157ZM160 223V222H159ZM176 223V222H175ZM200 223V222H199ZM179 226V224H178ZM227 232H230L227 236ZM214 233V232H213ZM212 233V234H213ZM162 234V235H163ZM216 234V233H215ZM218 234V233H217ZM216 234V236H218ZM155 235L152 236L155 238ZM160 235V234H159ZM170 236V235H169ZM215 236V235H214ZM227 236V237H226ZM157 237V236H156ZM160 237V236H159ZM166 237V235H165ZM171 238L168 240L166 237V240H168V242H170V240L173 238V236H170ZM150 238V236H149ZM169 238V237H168ZM175 238V237H174ZM173 238V239H174ZM165 239V238H164ZM145 240V239H144ZM150 241V240H149ZM148 241V242H149ZM164 241V240H163ZM172 241V240H171ZM176 241V240H175ZM156 242V241H155ZM165 242V241H164ZM163 242V243H164ZM150 243V242H149ZM153 243V242H152ZM174 243V242H173ZM70 244V245H69ZM158 244V243H156ZM175 244V243H174ZM147 245V243H146ZM151 245V244H150ZM162 245V244H160ZM171 245V244H170ZM182 245V244H181ZM148 246V245H147ZM153 246V245H152ZM159 246V245H158ZM163 246V245H162ZM52 247V246H51ZM57 246H54L53 248L56 249ZM66 247L67 250L66 251ZM168 247V246H166ZM178 247V246H177ZM147 248V247H146ZM162 248V247H161ZM151 248H149L150 250ZM154 249V248H153ZM155 250V249H154ZM168 251V250H167ZM206 251V250H205ZM155 252V251H154ZM185 252V251H184ZM51 253V254H50ZM158 253V252H156ZM170 253V251H169ZM183 253V252H182ZM168 254V253H167ZM181 254V253H179ZM192 254V253H191ZM194 254V253H193ZM201 254V253H200ZM203 254V253H202ZM164 255V254H163ZM174 255V254H173ZM186 255V254H185ZM203 255V257H204ZM156 256V255H155ZM191 256V255H190ZM152 257V256H151ZM150 257V258H151ZM158 257V256H157ZM180 257V256H179ZM188 257V256H187ZM156 258V257H155ZM163 258V256H162ZM184 258V257H183ZM202 258V257H201ZM166 259V258H165ZM168 259V258H167ZM180 259V258H178ZM191 260V259H189ZM198 260V259H197ZM14 260H12L13 263ZM187 261V260H186ZM3 262V261H2ZM17 262V261H16ZM158 262V261H157ZM177 262V261H176ZM204 262V260H203ZM207 261H205L206 263ZM154 263V262H153ZM159 263V262H158ZM181 263V262H180ZM196 263V262H195ZM198 263V262H197ZM13 264H16L15 262ZM152 264V263H151ZM155 264V263H154ZM177 264V263H176ZM186 264V263H184ZM202 264V263H201ZM207 264V263H206Z\"/></svg>", "mask_w": 264, "mask_h": 264}, {"label": "built area", "instance_id": "2783aa9c", "mask_svg": "<svg viewBox=\"0 0 264 264\" xmlns=\"http://www.w3.org/2000/svg\"><path fill=\"white\" fill-rule=\"evenodd\" d=\"M33 49L46 62L57 66L63 72H74L81 63L80 57L67 50L57 37L37 39Z\"/></svg>", "mask_w": 264, "mask_h": 264}]
</instances>
